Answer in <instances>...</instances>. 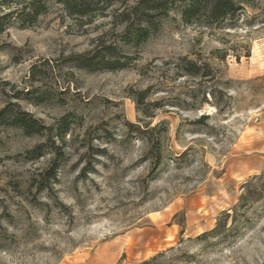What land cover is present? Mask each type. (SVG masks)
<instances>
[{
  "label": "rangeland",
  "instance_id": "obj_1",
  "mask_svg": "<svg viewBox=\"0 0 264 264\" xmlns=\"http://www.w3.org/2000/svg\"><path fill=\"white\" fill-rule=\"evenodd\" d=\"M136 1L0 33V264H264V0L137 46ZM97 47L124 67H81Z\"/></svg>",
  "mask_w": 264,
  "mask_h": 264
},
{
  "label": "trees",
  "instance_id": "obj_2",
  "mask_svg": "<svg viewBox=\"0 0 264 264\" xmlns=\"http://www.w3.org/2000/svg\"><path fill=\"white\" fill-rule=\"evenodd\" d=\"M50 1L62 5L69 16L92 18L105 15L117 0H0V33L12 24H19L22 28L34 26L40 16L47 13ZM257 2L258 0H137L133 6H126L123 10L118 9L114 18L115 23L126 24L123 34L125 42L137 46L145 42L158 29L157 24L161 18L168 16L174 10L179 12L181 19L187 25L221 28L233 25L235 18L243 13L246 7L253 8ZM103 49L97 47L92 57H89V54L86 55L88 58L81 61V67H93L99 58H102L101 62L106 63L109 69L124 67L125 64H120L119 61H105L102 56L103 51L109 52L115 49ZM199 71L200 67L196 63H188L186 72L189 75H199ZM6 114L5 110L0 111V121ZM21 114L14 118L15 125L27 133L41 130L39 123L29 114ZM65 121L66 119H63L60 127L61 134ZM246 196L242 195V199Z\"/></svg>",
  "mask_w": 264,
  "mask_h": 264
}]
</instances>
